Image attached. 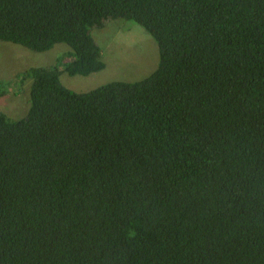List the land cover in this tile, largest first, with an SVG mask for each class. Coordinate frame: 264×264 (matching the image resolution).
Instances as JSON below:
<instances>
[{"label":"trees","instance_id":"1","mask_svg":"<svg viewBox=\"0 0 264 264\" xmlns=\"http://www.w3.org/2000/svg\"><path fill=\"white\" fill-rule=\"evenodd\" d=\"M116 18L158 66L66 86L105 68L92 30ZM0 40L71 47L0 111V264H264V0H0Z\"/></svg>","mask_w":264,"mask_h":264},{"label":"rangeland","instance_id":"2","mask_svg":"<svg viewBox=\"0 0 264 264\" xmlns=\"http://www.w3.org/2000/svg\"><path fill=\"white\" fill-rule=\"evenodd\" d=\"M92 34L102 48L105 68L89 75L61 72L69 88L86 92L104 83L136 81L150 75L159 63V47L153 36L139 23L123 18L109 19L104 27L93 28ZM71 47L65 42L46 51H35L20 44L0 40V79L10 80L6 94L0 95V111L13 119L27 114L32 79L18 78L33 66H51Z\"/></svg>","mask_w":264,"mask_h":264}]
</instances>
